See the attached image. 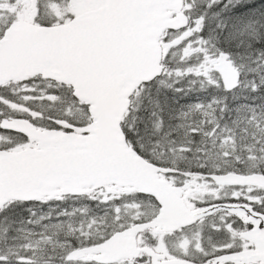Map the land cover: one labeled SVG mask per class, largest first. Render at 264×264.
<instances>
[{
    "label": "snow or ice",
    "instance_id": "obj_1",
    "mask_svg": "<svg viewBox=\"0 0 264 264\" xmlns=\"http://www.w3.org/2000/svg\"><path fill=\"white\" fill-rule=\"evenodd\" d=\"M0 264H264V0H0Z\"/></svg>",
    "mask_w": 264,
    "mask_h": 264
}]
</instances>
